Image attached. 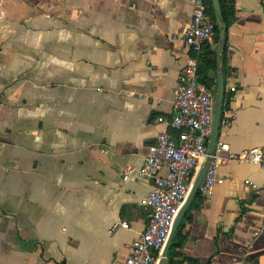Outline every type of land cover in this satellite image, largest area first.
Here are the masks:
<instances>
[{
	"label": "crops",
	"instance_id": "0c3cea01",
	"mask_svg": "<svg viewBox=\"0 0 264 264\" xmlns=\"http://www.w3.org/2000/svg\"><path fill=\"white\" fill-rule=\"evenodd\" d=\"M221 2L226 157L264 148V0ZM192 9L0 0V264H123L147 223L153 183L138 170L187 57L197 79L209 62L215 98L217 41L193 51L182 39ZM217 172L223 183L197 193L175 231L172 264H264V170L224 161Z\"/></svg>",
	"mask_w": 264,
	"mask_h": 264
},
{
	"label": "built area",
	"instance_id": "2783aa9c",
	"mask_svg": "<svg viewBox=\"0 0 264 264\" xmlns=\"http://www.w3.org/2000/svg\"><path fill=\"white\" fill-rule=\"evenodd\" d=\"M207 10L205 0H193L191 21L182 35L186 46L193 51L215 40V24ZM213 114L214 92L197 79L196 60L187 57L182 82L174 89L173 113L155 119L164 129L148 146L145 161L138 170L139 177L153 183L141 201L147 211V223L130 243L123 264H157L175 217L207 156ZM232 121V115L225 116L221 127L227 129ZM227 150L226 144L217 143L198 188L201 197H208L216 184L223 183L217 172L221 162L236 161L264 170V148L252 147L223 157L221 154ZM129 172L124 173V179ZM118 225L128 227L125 222Z\"/></svg>",
	"mask_w": 264,
	"mask_h": 264
},
{
	"label": "water",
	"instance_id": "95a60500",
	"mask_svg": "<svg viewBox=\"0 0 264 264\" xmlns=\"http://www.w3.org/2000/svg\"><path fill=\"white\" fill-rule=\"evenodd\" d=\"M210 1H211L215 19L218 22L219 27H220L218 31V35H217V44H216L217 87H216V94L214 98V114H213L212 132H211L210 140H209L208 147H207V156L205 158V162L203 163L197 175L195 176V179L190 187L189 193L184 203L180 207L177 216L175 217L172 228L168 235L167 241L160 253L157 264H168V251H169L173 236L187 208L189 207L190 203L192 202V200L198 193L199 185L207 171L212 155L214 153V150L217 144V137H218L219 130H220L221 113H222V109L224 106V91H225L224 78H223V66H222V51H223V45H224V40H225L226 23L222 16L219 0H210Z\"/></svg>",
	"mask_w": 264,
	"mask_h": 264
},
{
	"label": "trees",
	"instance_id": "16d2710c",
	"mask_svg": "<svg viewBox=\"0 0 264 264\" xmlns=\"http://www.w3.org/2000/svg\"><path fill=\"white\" fill-rule=\"evenodd\" d=\"M206 3H207V6H208V10H207V13L208 15L210 16V18L213 20L214 24H215V40L214 42L217 41V35H218V31H219V25H218V22L216 21L215 17H214V12H213V9H212V5H211V1L210 0H205ZM219 3H220V8H221V12H222V16L224 18V21L226 23V29H227V25H228V21L224 15V12H223V8H222V2L221 0H219ZM226 31L225 30V39H226ZM224 46H225V42H224V45H223V50H224ZM209 53L211 54V63H212V68L216 69V61H215V51H209ZM222 56H223V51H222ZM208 67H209V62L206 64V67H202V68H199L198 70V80L202 83H204L206 86H208L209 88H212V84H211V81H210V78L207 76V70H208ZM180 233V228L177 230V236L178 234ZM175 245L173 244L170 251H169V264H172V258H173V252H172V248L174 247Z\"/></svg>",
	"mask_w": 264,
	"mask_h": 264
}]
</instances>
